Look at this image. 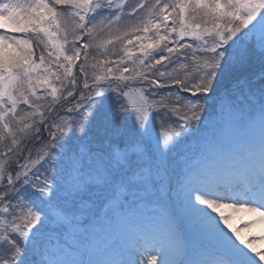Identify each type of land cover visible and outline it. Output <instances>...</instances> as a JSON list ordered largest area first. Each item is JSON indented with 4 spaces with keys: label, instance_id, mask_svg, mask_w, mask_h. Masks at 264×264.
Masks as SVG:
<instances>
[{
    "label": "snow or ice",
    "instance_id": "1",
    "mask_svg": "<svg viewBox=\"0 0 264 264\" xmlns=\"http://www.w3.org/2000/svg\"><path fill=\"white\" fill-rule=\"evenodd\" d=\"M259 224L264 0H0V264H264Z\"/></svg>",
    "mask_w": 264,
    "mask_h": 264
},
{
    "label": "bare ground",
    "instance_id": "2",
    "mask_svg": "<svg viewBox=\"0 0 264 264\" xmlns=\"http://www.w3.org/2000/svg\"><path fill=\"white\" fill-rule=\"evenodd\" d=\"M227 209H225V211H226ZM235 215H236V218L233 220L232 219V221H231V224H232V226L233 227H240V226H242L243 225V223H245V222H247L248 220H249V218H250V214L249 213H242V212H236L235 213ZM241 218V220H238V218ZM239 223H240V225H239ZM262 226L259 224V225H256V226H254L253 227V233L256 235V236H260L261 234H263L261 231H262ZM244 235H248V233L247 232H244L243 233ZM260 242H262V241H260ZM260 249V247L258 248V250Z\"/></svg>",
    "mask_w": 264,
    "mask_h": 264
},
{
    "label": "rangeland",
    "instance_id": "3",
    "mask_svg": "<svg viewBox=\"0 0 264 264\" xmlns=\"http://www.w3.org/2000/svg\"><path fill=\"white\" fill-rule=\"evenodd\" d=\"M37 55H39V53L37 52ZM78 64H79V62H78ZM74 72H79V68L77 67V68H75L74 69ZM58 83V82H57ZM110 93H106V94H104V96H102L101 97V99H103V100H108V95H109ZM48 100L49 101H51V96L49 95V97H48ZM45 103H47V102H45ZM106 103H108V104H110V102H108V101H106ZM59 111H62V110H59ZM65 113L63 112V115H64ZM52 115H55L54 113L52 114ZM236 218V215H235V213L233 212L232 213V215H231V217H230V223H231V221H232V219L234 220ZM238 218V217H237ZM238 220H241V218H238ZM261 226H262V233L264 232V224H260ZM264 234V233H263ZM255 243L256 244H260V246L261 245H264V240H262V243L261 242H257V241H255Z\"/></svg>",
    "mask_w": 264,
    "mask_h": 264
},
{
    "label": "trees",
    "instance_id": "4",
    "mask_svg": "<svg viewBox=\"0 0 264 264\" xmlns=\"http://www.w3.org/2000/svg\"><path fill=\"white\" fill-rule=\"evenodd\" d=\"M97 56L100 58V59H104L105 57L103 56V55H100L99 53H97ZM108 59H114V58H116L115 56H108L107 57ZM94 62V61H93ZM89 73L91 74V73H95V75H100L101 74V70L98 68V69H96V70H92V69H90L89 70Z\"/></svg>",
    "mask_w": 264,
    "mask_h": 264
}]
</instances>
